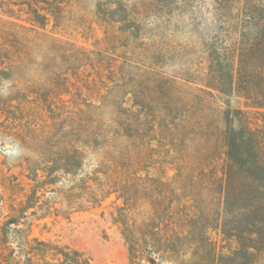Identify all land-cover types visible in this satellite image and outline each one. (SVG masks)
I'll return each mask as SVG.
<instances>
[{"label":"trees","instance_id":"trees-1","mask_svg":"<svg viewBox=\"0 0 264 264\" xmlns=\"http://www.w3.org/2000/svg\"><path fill=\"white\" fill-rule=\"evenodd\" d=\"M68 1L0 0V153L20 151L1 162L0 264H92L27 220L113 195L130 264H264V0L179 74L150 45L61 36Z\"/></svg>","mask_w":264,"mask_h":264},{"label":"rangeland","instance_id":"rangeland-1","mask_svg":"<svg viewBox=\"0 0 264 264\" xmlns=\"http://www.w3.org/2000/svg\"><path fill=\"white\" fill-rule=\"evenodd\" d=\"M245 6L244 0H69L63 25L57 31L92 49L112 43L110 46L134 51L140 45H150L163 53L159 65L179 74L205 61L217 35L227 29H245ZM19 155V149L9 143L6 151L0 153V194H5L1 183L6 170L1 162L7 159L12 165ZM18 172L19 168L14 167L5 174ZM167 173L171 176L175 171ZM119 203L113 195L101 206L69 217L50 214L38 218L32 214L27 220L30 237L79 249L90 257L92 264H130L128 246L113 218ZM9 213L8 206L0 209V247L2 225ZM240 225L248 229L245 217H241ZM211 234L225 246V251L235 246L234 242L222 241L217 231Z\"/></svg>","mask_w":264,"mask_h":264}]
</instances>
